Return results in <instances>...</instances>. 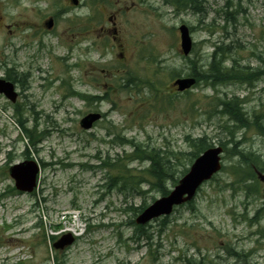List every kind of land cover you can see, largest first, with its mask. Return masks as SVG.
Instances as JSON below:
<instances>
[{"label": "rangeland", "instance_id": "rangeland-1", "mask_svg": "<svg viewBox=\"0 0 264 264\" xmlns=\"http://www.w3.org/2000/svg\"><path fill=\"white\" fill-rule=\"evenodd\" d=\"M200 1L193 10L165 0H0V78L12 69L9 81L21 93L16 102L0 94V264H264V183L248 175L238 155L251 152L264 167V134L256 126L257 119L264 125V75L253 86L228 84L218 92L173 86L191 73L188 58L207 69L216 43L230 45L240 65L262 67L256 55L264 52V0ZM113 15L116 41L101 30L112 27ZM50 18L52 29L44 25ZM182 24L195 42L189 57L180 46ZM130 73L140 79L125 88ZM79 93L109 99L90 102ZM216 95L243 99L249 123L213 112ZM93 111L104 118L84 130L80 120ZM20 118L40 139L31 158ZM116 135L159 149L179 171L194 161L186 136L207 135L213 145L223 143L224 166L202 185L194 208L181 205L141 234L132 224L135 208L162 195L152 187L151 163H128L135 147L112 142ZM26 159L42 166L30 193L9 174ZM117 159L132 174L122 188L111 179L117 170L102 166ZM76 225L83 228L72 233L75 242L56 250L54 242Z\"/></svg>", "mask_w": 264, "mask_h": 264}, {"label": "trees", "instance_id": "trees-1", "mask_svg": "<svg viewBox=\"0 0 264 264\" xmlns=\"http://www.w3.org/2000/svg\"><path fill=\"white\" fill-rule=\"evenodd\" d=\"M98 0H92L93 3L97 2ZM104 1V0H102ZM166 3H172L176 7L185 9L191 8L196 10L197 8H201V1L200 0H165ZM238 3H241L239 0ZM228 5H231V1L228 0ZM226 20L230 19L231 13L229 10L225 11ZM215 50L213 51L212 55H210V61L208 63L207 69H200L198 67L197 60L188 58L189 62L192 64V71L188 76H194L197 78V83L195 87L200 86L203 84L207 88H212L218 92V88L221 86H227L228 84H247L248 86H253V84L258 81L264 75V52L256 55L259 58L263 65L262 67L257 68H250L249 66H242L240 65L239 61L236 58H233L230 45H224L223 43L218 45L217 43L214 45ZM194 52V49H193ZM232 58L231 64L227 65L226 61ZM12 69L9 70L7 75V79L15 80L12 76ZM130 77L126 80L123 86H129L130 84L137 85V79H140L138 76L133 75L132 73L129 74ZM21 83L23 84L25 78L20 79ZM144 83L150 85V87L156 91L160 92V89L156 86V83L152 80L144 79ZM130 87V86H129ZM125 87V88H129ZM71 93L74 94V91L71 90ZM79 96L83 97L87 101H94L98 99H109V97H97L92 94H82L79 93ZM244 100L240 99L237 95L232 96L231 98H223L221 99L218 95H216L212 100V110L213 112L223 113L229 115L231 119L235 120L236 122L240 123L241 125H247L248 122V115L244 111ZM222 107L221 109H219ZM113 108L116 109L117 105L113 103ZM258 117V116H256ZM20 128L22 134L25 138H28L30 143L29 147L25 151V155L28 158H31L30 152L36 151V146L39 144L40 139L37 138V133L35 129H29L24 125L23 118L19 119ZM256 126L258 129L264 134V125L257 119ZM230 134L233 136L234 132L230 131ZM186 141L188 142L191 151L187 153L189 160L195 159L198 157L204 150L213 146L210 142V139L207 135H203L201 137H191L189 135L186 136ZM114 143L118 144H131L135 147V151L133 154L129 155L128 163L133 159H141L149 161L151 164L147 169L148 174L153 178L152 187L156 189L162 196L169 194L170 192V183L175 186L180 178L188 171V168L184 167L183 170L179 171L178 166L171 163L170 158L168 156L163 155L159 149L157 148H147L143 147L139 144H136L133 140H128L122 137L121 135H116L112 140ZM223 146V143L221 142ZM238 155L241 156L242 161L241 164H245L248 167L249 172L248 175L251 178L257 179L255 168H260L263 170L259 164L258 157L251 153H244L242 151H238ZM171 156H173L176 160H180L178 157L179 155L176 152H171ZM128 163H124L123 159H117L114 162H107L103 161L102 166H109L117 170V174L113 176L111 179L113 182H116V185L119 184L121 186H125V179L131 177V169L128 167ZM101 166V167H102ZM243 166V165H241ZM246 169L241 168L242 180L245 181V172ZM130 172V174H129ZM181 174V175H179ZM175 176V177H174ZM247 188L251 189L252 185H246ZM122 188V187H120ZM188 206L194 208V201H190L186 203ZM148 204L145 202L135 208V215L136 213H140ZM177 208H175L176 210ZM168 216H165L164 219H167ZM132 224L135 227V231L141 234L146 233L145 225H137L134 220H132ZM201 264V263H197Z\"/></svg>", "mask_w": 264, "mask_h": 264}, {"label": "water", "instance_id": "water-1", "mask_svg": "<svg viewBox=\"0 0 264 264\" xmlns=\"http://www.w3.org/2000/svg\"><path fill=\"white\" fill-rule=\"evenodd\" d=\"M72 2L77 5L79 0H72ZM45 25L51 29L54 26V19H48ZM179 31L182 53L185 56H189L194 45L190 29L186 24H182L179 27ZM196 81L195 77H180L174 81L173 85L179 91H185L192 88L196 84ZM0 93L5 94L13 102H16L18 97L15 84L4 78H0ZM100 119H102L100 112H91L81 119L80 124L83 129L88 130ZM222 152L223 147L221 146H214L205 150L194 160L189 171L179 180L171 192L148 205L137 216L136 223L145 225L155 218L170 215L175 207L191 201L202 184L210 180L221 170ZM39 173L40 165L34 159H27L16 163L9 169V174L14 179L16 188L22 192H32L35 190L38 184ZM257 175L264 182V172L258 170ZM74 241V235L66 233L54 242L53 246L56 250H64L66 247L72 245Z\"/></svg>", "mask_w": 264, "mask_h": 264}, {"label": "flooded vegetation", "instance_id": "flooded-vegetation-1", "mask_svg": "<svg viewBox=\"0 0 264 264\" xmlns=\"http://www.w3.org/2000/svg\"><path fill=\"white\" fill-rule=\"evenodd\" d=\"M112 17V27H105L102 26L101 30L103 33H108L110 34V36H112V38L114 39V41L119 39V35H120V27L118 26V22L116 21L117 16H111ZM110 17V20H111ZM121 56L123 57L124 54L121 53ZM21 94V93H20Z\"/></svg>", "mask_w": 264, "mask_h": 264}, {"label": "bare ground", "instance_id": "bare-ground-1", "mask_svg": "<svg viewBox=\"0 0 264 264\" xmlns=\"http://www.w3.org/2000/svg\"><path fill=\"white\" fill-rule=\"evenodd\" d=\"M174 177H175V176H174ZM70 230H72L73 232L79 234V231H77V230H78V225H76V226L73 227V228H70Z\"/></svg>", "mask_w": 264, "mask_h": 264}]
</instances>
